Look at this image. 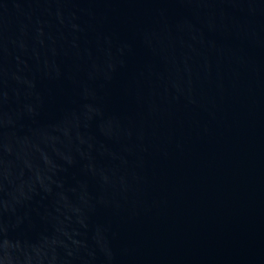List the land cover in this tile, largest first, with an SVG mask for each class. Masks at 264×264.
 Wrapping results in <instances>:
<instances>
[{"label": "water", "instance_id": "1", "mask_svg": "<svg viewBox=\"0 0 264 264\" xmlns=\"http://www.w3.org/2000/svg\"><path fill=\"white\" fill-rule=\"evenodd\" d=\"M0 264H264V0H0Z\"/></svg>", "mask_w": 264, "mask_h": 264}]
</instances>
